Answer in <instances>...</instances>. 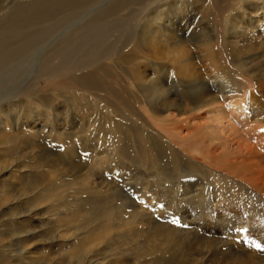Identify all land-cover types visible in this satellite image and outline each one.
Returning <instances> with one entry per match:
<instances>
[{
    "label": "rangeland",
    "instance_id": "1",
    "mask_svg": "<svg viewBox=\"0 0 264 264\" xmlns=\"http://www.w3.org/2000/svg\"><path fill=\"white\" fill-rule=\"evenodd\" d=\"M80 2L68 14L61 0H0V264H264V197L223 173L193 135L204 122L218 132L219 121L220 131L264 132V0ZM77 35L89 43L74 40L80 51L53 61ZM114 48L121 57L108 55ZM93 49L96 68L45 84L49 60L55 76ZM139 74L152 80L147 90ZM197 86L224 98L190 122L158 105Z\"/></svg>",
    "mask_w": 264,
    "mask_h": 264
},
{
    "label": "bare ground",
    "instance_id": "2",
    "mask_svg": "<svg viewBox=\"0 0 264 264\" xmlns=\"http://www.w3.org/2000/svg\"><path fill=\"white\" fill-rule=\"evenodd\" d=\"M62 2H63V5L64 6H66V13H78L79 11H80V9H81V7H82V2H80L81 0H79V1H75V3L74 2H72V3H70V2H68L67 0H61ZM251 1V0H250ZM125 1H117V2H114L113 3V5H110L109 7H108V9H110V11H112L113 13H114V15H116V14H118L116 11H118V12H120L121 11V9L120 10H117L118 9V7H122L123 5V3H124ZM129 2V1H128ZM212 2V1H211ZM122 5V6H121ZM124 9V8H123ZM116 12V13H115ZM103 14V13H102ZM111 15H113V14H111ZM105 22H106V19L103 17L102 19H100V20H98V21H96V20H94V18L91 20V23H90V25H89V30L91 29V30H97V29H99V28H101L102 29V27H103V24H105ZM153 22V21H152ZM156 25V24H155ZM244 26V25H243ZM157 27V26H156ZM242 27V26H241ZM153 28H154V26H153ZM161 30V29H160ZM244 30V29H243ZM245 30H246V28H245ZM250 30V29H249ZM252 30V29H251ZM157 31V30H156ZM250 32V31H249ZM244 33V32H243ZM100 35H102V33H99V34H97V35H92L91 37H90V39L92 38H95V39H97V37L98 36H100ZM85 36L84 35H77V36H75L74 38H72V39H70L71 37H69V38H66V39H64V41L62 42V48H63V46H64V48H63V50L61 51V52H59V54L57 53L56 54V56H54L53 57V61L54 60H58V61H60L61 59H64V60H66L67 59V57H68V55H73L74 53H76V52H79L80 51V49L82 48V47H79V45H76L79 41H81L83 38H84ZM249 37V36H248ZM247 38V37H246ZM84 39H86V41L89 43V38H84ZM249 39V38H248ZM77 42H75V41ZM245 40V39H244ZM254 40V39H253ZM257 40H255V42H256ZM260 41H262V40H260ZM87 43V44H88ZM246 43H248V42H246ZM86 44V43H85ZM86 44V45H87ZM185 44V43H184ZM117 45H118V43H117ZM252 45V44H251ZM259 46V45H258ZM261 46V45H260ZM247 47V46H246ZM245 47V48H246ZM188 48V47H187ZM244 48V47H243ZM255 49V48H254ZM257 49V48H256ZM117 50H119V48H117V49H112L109 53H108V55H110V56H112V55H115V56H120L121 57V53H122V50H120V51H118L117 52ZM240 50V49H239ZM251 49H249V51H250ZM92 51V53H91V59L89 60H87V61H84V63H80L79 64V62H77V63H71V65H70V68H68V67H65L66 69H64L63 71H61V72H59L58 71V73L55 75V76H49V74H51L52 73V71L55 69L54 67H55V65H53V63L54 62H52L51 61V64H50V60H49V62L48 63H46V65H45V67H44V71H45V75L43 76V78L45 79V84L47 85V86H60V84H62L63 82H66L64 79H68L69 77H64V75L63 74H65L66 72H69L70 70H78V69H80V67H84V68H96V66H97V63L99 62L98 61V58L99 57H101V54L100 53H98V51H96V50H91ZM180 51V50H179ZM243 51H245V50H243ZM176 52V51H175ZM188 52V51H187ZM184 53V52H183ZM196 53V52H195ZM244 53V52H243ZM245 53H248V52H245ZM251 53V52H250ZM257 53V52H256ZM260 53V52H259ZM187 54V53H186ZM198 54V53H197ZM107 55V56H108ZM192 55H194L193 53H192ZM247 55V54H246ZM109 56V57H110ZM220 56V55H219ZM223 56V55H222ZM251 56V55H250ZM182 57V56H181ZM189 57V56H188ZM187 57V58H188ZM213 57V56H212ZM217 57V56H216ZM102 58V57H101ZM211 58V57H210ZM100 59V58H99ZM175 59V58H174ZM185 59H186V56H185ZM205 59H206V57H205ZM215 59V58H214ZM217 59V58H216ZM219 59V58H218ZM217 59V60H218ZM221 59V58H220ZM254 59V58H253ZM212 60V59H211ZM222 60V59H221ZM220 60V61H221ZM255 60H256V58H255ZM188 61V60H187ZM208 61V60H207ZM223 61V60H222ZM249 61V60H248ZM175 62V61H174ZM181 62V61H180ZM185 62V61H184ZM190 61H188V63H189ZM250 62V61H249ZM257 62V61H256ZM182 63V62H181ZM188 63H185V64H183V70H186V68L188 67L189 68V66L191 65H189ZM198 63V62H197ZM175 64V63H174ZM207 64V63H206ZM210 64V63H209ZM214 64V63H213ZM219 64V63H218ZM244 64V63H243ZM221 65V64H220ZM181 66V65H180ZM210 66V65H209ZM213 66H215V65H212V67ZM261 66V65H260ZM211 67V68H212ZM216 67V66H215ZM220 67V66H219ZM222 67V66H221ZM255 67V66H254ZM178 68H180L179 66H178ZM177 68V69H178ZM192 68V67H191ZM197 68V67H196ZM208 68V67H207ZM206 68V69H207ZM210 68V67H209ZM261 68V67H260ZM259 68V69H260ZM264 68V67H263ZM175 69V68H174ZM182 69V68H181ZM180 69V70H181ZM198 69V68H197ZM202 69V68H201ZM254 69V68H253ZM258 69V70H259ZM69 70V71H68ZM182 70V71H183ZM188 70V69H187ZM191 70V69H190ZM203 70V69H202ZM212 70V69H211ZM252 70V69H251ZM250 70V71H251ZM141 71V70H140ZM192 71H194L193 69H192ZM210 71V70H209ZM215 71V70H214ZM221 71V70H220ZM181 72V71H180ZM188 72V71H187ZM198 72V71H197ZM197 72H196V75H197ZM200 72V71H199ZM207 72V71H206ZM211 72V71H210ZM219 72V71H218ZM190 73V72H189ZM192 73V72H191ZM214 73V72H213ZM89 74V73H88ZM87 74V75H88ZM200 74V73H199ZM198 74V75H199ZM255 74V73H254ZM91 74H89V76H85V78H84V80L86 79V82H92V80H91V76H90ZM181 75H182V73H181ZM196 75H188V74H186L185 72H184V74L182 75V76H184V77H182V79L184 78L186 81H187V83H194V82H196L199 78V76L197 77ZM210 75H212V72H211V74ZM217 75V74H216ZM226 75V74H225ZM180 76V75H179ZM206 76V75H205ZM214 76H215V73H214ZM138 80H140V86L141 87H143V88H147L148 89V86H149V84L150 83H153V82H151L152 80H150V79H148L147 77H146V75H144V76H141V74H139L138 75ZM181 77V76H180ZM211 77V76H210ZM94 78V77H93ZM213 78V77H212ZM214 79V78H213ZM228 79V78H227ZM260 79V78H259ZM202 80H205L206 81V79H201L200 80V82H203ZM262 80H264V79H262ZM181 81V80H180ZM199 81V80H198ZM208 81V80H207ZM94 82V81H93ZM183 82V81H182ZM254 82V81H253ZM204 83V82H203ZM202 83V84H203ZM207 83V82H206ZM229 83V82H228ZM255 83H256V81H255ZM91 84V83H90ZM181 84V83H180ZM253 83H251V85H252ZM210 85V84H209ZM228 85V84H227ZM253 86V85H252ZM44 87H46V86H44ZM164 87V86H163ZM162 87V88H163ZM184 87H185V85H184ZM202 87V86H201ZM200 86H197L194 90H192V92L189 94V97H188V99H184L183 98V102H181V103H179V104H177L176 102L174 103L173 101H170L168 98H163L162 100L160 99V101L161 102H158V105L160 104V105H162L161 107L162 108H165V109H163V112H168L169 110H173V115H172V113H170V112H168V114L170 113L173 117V119L176 121L177 119H184V118H186L185 120H183V121H187V122H190V120H191V118H189L187 115L189 114V112L191 113V111H194V110H199V109H207V108H210L211 106H210V103H212V101H215V100H220V98H224L223 96H220V94H218V92L217 93H213L212 91H210V90H206L205 88H201ZM219 87V86H218ZM208 88V87H207ZM254 88V87H253ZM146 89V90H147ZM145 90V91H146ZM186 90V89H185ZM188 90V89H187ZM258 90V89H257ZM154 91V90H153ZM151 92V91H149V93L150 94H152V96L153 95H155V94H157V97H158V94H159V92ZM256 91V90H255ZM164 92H165V89H164ZM221 92V91H220ZM224 92V91H223ZM168 93V92H167ZM172 93V92H171ZM174 93V92H173ZM179 94V93H178ZM222 94V93H221ZM254 94V93H253ZM170 95V94H169ZM172 95V94H171ZM180 95V94H179ZM223 95V94H222ZM151 96V97H152ZM181 96V95H180ZM227 96V95H226ZM255 96H258V95H255ZM262 96V95H261ZM260 96V97H261ZM148 97V96H147ZM155 97V96H154ZM239 97V96H238ZM233 98V97H232ZM253 98H255V97H253ZM147 99H149V98H147ZM151 100H152V98H150ZM154 101H155V99H153ZM187 100L188 101H190V103L188 104L187 103ZM257 100H260V99H258L257 98ZM148 101V100H147ZM178 101V100H177ZM230 101V100H229ZM150 103H148V104H152L151 103V101H149ZM217 102V101H216ZM216 102H214V103H216ZM260 102V101H259ZM155 103H156V101H155ZM154 103V104H155ZM253 103V102H252ZM256 103H258V102H256ZM217 104V103H216ZM219 104H223V103H219ZM225 104V103H224ZM241 104V103H240ZM157 105V104H156ZM231 105H233V104H231ZM258 105V104H257ZM260 105V104H259ZM258 105V106H259ZM216 106H218V105H216ZM223 107V106H222ZM230 107H232V106H230ZM235 107H236V105H235ZM260 107V106H259ZM262 107V106H261ZM153 108H156V107H153ZM159 108V107H158ZM254 108V107H253ZM263 109H264V107H262ZM160 109V108H159ZM212 109V108H211ZM219 109H220V107H219ZM221 109H223V108H221ZM235 109V108H234ZM150 110V109H149ZM232 110V109H231ZM197 112V111H196ZM200 112V114H201V111H199ZM236 112V111H235ZM234 112V113H235ZM254 112H255V109H254ZM149 113V112H148ZM218 113V112H217ZM217 113H216V117H218L217 116ZM225 113V112H224ZM256 113V112H255ZM150 114V113H149ZM196 114V113H195ZM212 114V113H211ZM226 114V113H225ZM236 114V113H235ZM264 114V113H263ZM151 116H152V114H150ZM156 115V114H155ZM154 115V116H155ZM204 115V114H203ZM219 115V114H218ZM258 115H260V112H259V114ZM159 116V115H158ZM165 116V115H164ZM170 116V115H169ZM213 116H214V114H213ZM212 116V117H213ZM165 117H167L168 119H169V117H168V115L167 116H165ZM192 117V116H191ZM198 117V116H197ZM203 117V116H202ZM263 117H264V115H263ZM171 118V119H172ZM198 118H200V117H198ZM219 118H221V117H219ZM164 119V118H163ZM214 119V118H213ZM222 119V118H221ZM261 119V118H260ZM149 120V119H148ZM170 120V119H169ZM173 120V121H174ZM247 120V119H246ZM254 120V119H253ZM167 121V120H166ZM172 121V120H171ZM172 121V122H173ZM174 121V122H175ZM203 121V120H202ZM215 121V120H214ZM251 121V120H250ZM171 122V123H172ZM210 122V121H209ZM223 122V121H222ZM253 122H255V121H253ZM181 123V122H180ZM184 123V122H183ZM198 123V122H197ZM197 123H195V124H197ZM229 123V122H228ZM243 123H246V122H243ZM167 124V123H166ZM176 124V123H175ZM201 124V123H200ZM262 124H263V122H262ZM164 125V124H163ZM188 125V127H189V125L190 124H187ZM198 125V124H197ZM223 125V124H222ZM182 126H184V124H182ZM193 126V125H192ZM211 126V125H210ZM207 123L205 124V122H204V124H201V125H199V127L201 128H197V129H195L194 131H195V133H193V135L194 134H200V138H198V136L196 137V138H198L200 141H202L203 143H204V145H208L207 147L209 148V150L207 151V153H206V155H204V156H206L207 158H211L213 161V163H215V164H217L218 166H219V169H221V171L223 172V173H225L226 175H228V176H231V177H235L238 181H243L245 184H247V185H249V186H251V188L254 190V191H256L258 194H260L261 196H263L264 197V132L262 131L263 129H261V127H259V126H256V125H251L252 126V128H249V129H247L246 128V130L245 131H240V130H238V129H235V128H233V126L230 128V130H228V129H223V130H221L220 131V128H221V126H220V121H219V123H217V128H218V132H216V131H214V130H212L211 129V127H210ZM225 126H226V124H225ZM262 126V125H261ZM170 127V126H169ZM169 127H168V129H169ZM174 127V126H173ZM179 127H180V125H179ZM178 127V128H179ZM187 127V126H186ZM188 127H187V129H188ZM191 127V126H190ZM235 127V126H234ZM176 128H177V126H176ZM175 128V129H176ZM185 128V127H184ZM257 128V130H255ZM263 128V127H262ZM180 129V128H179ZM181 129H182V127H181ZM181 129H180V131H181ZM192 129V128H191ZM194 129V128H193ZM185 130V129H184ZM169 131V130H168ZM174 131V130H173ZM186 131H188V130H186ZM212 131V132H211ZM205 132H208V133H205ZM221 132V133H220ZM114 133V132H113ZM112 133V134H113ZM160 133V132H159ZM162 133V132H161ZM175 133V132H174ZM181 133V132H180ZM185 133V132H184ZM178 134V133H177ZM187 134V133H186ZM190 134V133H189ZM160 135V134H159ZM179 135V134H178ZM188 135V134H187ZM181 136V135H180ZM183 136H184V134H183ZM182 136V137H183ZM205 136V137H204ZM115 137H117V136H115ZM126 137V136H125ZM128 137V136H127ZM189 137V136H188ZM190 137H192V135L190 136ZM195 137V136H194ZM174 138V137H173ZM186 137L184 136V139H185ZM194 139L195 138H193V141H194ZM145 140V139H144ZM164 140V139H163ZM162 140V141H163ZM188 140H190V138L188 139ZM198 140V141H199ZM146 141V140H145ZM166 141V140H165ZM185 141H187L186 139H185ZM199 141V142H200ZM169 142L171 143V141L169 140ZM168 142V143H169ZM188 142V141H187ZM201 142V143H202ZM209 142V144H207ZM149 143V142H148ZM169 143V144H170ZM177 143V142H176ZM175 143V144H176ZM180 143V142H179ZM185 144V143H184ZM194 144H196V142L194 143ZM197 144H198V142H197ZM155 145H157V144H155ZM160 145V144H159ZM172 145V144H171ZM203 145V144H202ZM203 145V146H204ZM176 146V145H175ZM178 146V145H177ZM199 146H201V145H197V147H199ZM202 146V147H203ZM156 147V146H155ZM186 147V146H185ZM205 147V146H204ZM158 148V147H157ZM175 149H176V147H175ZM204 149L205 148H203V150L202 151H204ZM156 150H158V149H156ZM222 150V152H220V153H218L219 151H221ZM161 151V150H160ZM178 151V150H177ZM202 151H200V152H202ZM186 157V156H185ZM158 158V157H157ZM199 161V160H198ZM205 161V160H204ZM207 164V163H206ZM211 165V164H210ZM206 167V166H205ZM200 168V167H199ZM202 168V167H201ZM211 168V167H210ZM213 168V167H212ZM218 168V167H217ZM209 170V169H208ZM215 170V169H214ZM210 171V170H209ZM220 171V170H219ZM195 172H196V170H195ZM194 172V173H195ZM215 172V171H214ZM219 174V173H218ZM222 175V174H221ZM227 176V177H228ZM196 179V178H195ZM235 180V179H234ZM233 180V181H234ZM236 180V181H237ZM200 181V180H199ZM235 182V181H234ZM226 183V182H225ZM231 184V183H230ZM186 185V184H185ZM200 185V184H199ZM203 185L204 184H202V187H203ZM190 186V185H189ZM205 186V185H204ZM192 187V186H191ZM197 187H198V185H197ZM196 187V188H197ZM201 187V188H202ZM187 188V187H186ZM223 188V187H222ZM190 189V188H189ZM186 190V189H185ZM191 190V189H190ZM213 190V189H212ZM55 191V190H54ZM194 191V190H193ZM223 191V190H222ZM21 192V191H20ZM202 192V191H201ZM24 193V192H23ZM51 193H52V191H51ZM195 194L196 193H198V191H196V192H194ZM207 193V192H206ZM53 194V193H52ZM210 194V193H209ZM191 195V194H190ZM194 195V194H193ZM213 195H214V192H213ZM188 197V196H187ZM191 197V196H190ZM195 197V196H194ZM205 197V196H204ZM45 198V197H44ZM191 200V199H190ZM193 202V201H192ZM200 211V210H199ZM193 222V221H192ZM243 222V221H242ZM109 224V223H108ZM110 225V224H109ZM247 225V224H246ZM105 231V230H104ZM190 233H191V231H190ZM194 233V232H193ZM198 236H200V235H197V237ZM202 238V237H201ZM200 238V239H201ZM87 239V238H86ZM85 239V240H86ZM199 239V238H198ZM84 240V239H83ZM84 240V241H85ZM98 240H100V238H97V239H92V241L90 242V245H94V244H97V241ZM80 241H82V240H80ZM80 241H79V244H81L80 243ZM100 242V241H99ZM83 243V242H82ZM193 245H194V243H192ZM224 244V243H223ZM222 243H221V247H222V245H223ZM88 246H89V244H88ZM87 246V247H88ZM86 247V246H85ZM205 247V246H204ZM224 247V246H223ZM81 248V247H80ZM79 248V249H80ZM89 249H90V246L88 247ZM260 248H262V247H260ZM74 249V248H73ZM92 249V248H91ZM205 249V248H204ZM228 249V248H227ZM263 249V248H262ZM82 250V249H81ZM85 250V249H84ZM224 250V249H223ZM257 250H259V249H257ZM77 251V250H76ZM76 251L74 252V254H78V253H76ZM83 251V250H82ZM86 251V250H85ZM208 252V251H207ZM224 252V251H223ZM88 253V252H87ZM87 253H86V255H87ZM209 253V252H208ZM258 253H260V252H258ZM83 254V253H82ZM246 254V253H245ZM262 254V253H261ZM260 254V255H261ZM83 255H85V254H83ZM199 255H201V254H199ZM207 255V254H206ZM217 255V254H216ZM226 255H228V253L226 254ZM252 255V254H251ZM250 255V256H251ZM73 256V255H72ZM72 256H71V258H72ZM76 256V255H75ZM79 256H80V254H79ZM229 256V255H228ZM262 256V255H261ZM264 256V255H263ZM82 257V256H81ZM201 258V257H200ZM225 258V257H224ZM251 258V257H250ZM255 258V257H254ZM199 259V258H198ZM236 259V258H235ZM70 260V259H69ZM74 260V259H73ZM237 260V259H236ZM244 260V259H243ZM71 261V260H70ZM72 262V261H71ZM73 263V262H72Z\"/></svg>",
    "mask_w": 264,
    "mask_h": 264
}]
</instances>
